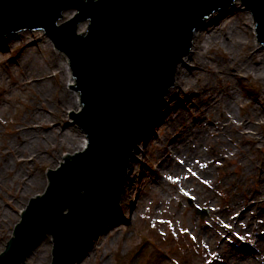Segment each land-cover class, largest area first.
Segmentation results:
<instances>
[{
	"label": "rangeland",
	"instance_id": "rangeland-1",
	"mask_svg": "<svg viewBox=\"0 0 264 264\" xmlns=\"http://www.w3.org/2000/svg\"><path fill=\"white\" fill-rule=\"evenodd\" d=\"M236 2L228 5L233 13L224 16L218 9L209 16L208 21L216 15L223 18L215 29L218 38L213 37L205 45L206 64L201 74L191 76L193 91L186 90L177 97L187 100L179 107L184 110V120L176 112L167 115L164 107L160 116L170 119V123L166 130L148 132L147 139L142 137L135 147L137 156L132 159L134 168L128 167L120 211L103 223L90 247L74 264H264V115L251 108L255 103L264 110V78L250 68V62L264 59V50L258 51V45L255 48V25L251 29L249 10L241 0ZM67 13L70 17L73 14ZM85 26L86 22L80 24L79 30ZM37 30H41L39 38L20 39L16 35L19 32L0 37V252L11 237L21 210L48 185L47 170L57 168L65 157L81 151L66 134L73 137L79 131L89 142L69 114L70 109L76 112L82 105L66 108L70 103L66 104L60 95L62 91L79 93L77 99L82 104L80 91L74 89V77L72 83L64 85L62 69L48 66L51 55L67 58L71 75L69 58L55 47L44 29ZM225 31H235L238 38L224 37ZM259 45L264 46L261 42ZM244 57L250 58L246 67ZM236 60L242 70L233 78L236 98L229 112L232 120L225 121L218 136L222 130L218 123L228 114L217 107H203L197 88L202 92L214 89L227 93L217 74L229 61ZM189 95L194 96L191 102L186 98ZM32 103L45 116L21 135ZM200 114L202 117L196 119ZM240 119L253 136L236 128ZM194 120L203 122L208 131L203 127L185 133L181 142L179 136ZM175 139L181 151L174 150ZM187 144L198 147L197 156L190 151L186 157L183 155ZM175 156L186 158L178 170ZM167 159L174 163L171 172H167V167L162 170L161 163ZM251 163L253 169L247 172L245 167ZM197 207L206 208L207 215L201 217L195 212ZM40 242L29 254L30 264L51 261L52 237L47 235Z\"/></svg>",
	"mask_w": 264,
	"mask_h": 264
},
{
	"label": "water",
	"instance_id": "water-1",
	"mask_svg": "<svg viewBox=\"0 0 264 264\" xmlns=\"http://www.w3.org/2000/svg\"><path fill=\"white\" fill-rule=\"evenodd\" d=\"M233 1L0 0V36L41 27L68 56L72 88L82 101L69 114L89 140L47 170L49 183L23 209L0 264H30V252L47 235L53 239L49 264H74L87 251L103 221L120 209L135 147L159 114L195 29ZM241 2L264 43V0ZM79 22H87L84 33ZM196 212L203 217L206 210Z\"/></svg>",
	"mask_w": 264,
	"mask_h": 264
},
{
	"label": "bare ground",
	"instance_id": "bare-ground-1",
	"mask_svg": "<svg viewBox=\"0 0 264 264\" xmlns=\"http://www.w3.org/2000/svg\"><path fill=\"white\" fill-rule=\"evenodd\" d=\"M236 3H238V2H236ZM233 7H235V6H233ZM229 8H231V7L227 6L225 8H222L223 10L220 9L222 11L220 13H222L224 16H226L227 14H230L231 12L233 13L234 11H232V9H229ZM217 12L218 11H216V12L214 11L213 14H216ZM247 14H249L248 20L251 22V25H252L251 29L252 28L254 29V24H255L254 20H253L251 14L249 13V11H247ZM63 15H64L63 19L70 17V14L68 16L67 12H64ZM209 18L210 17L207 16L205 18L204 22L199 27H197L196 30L194 31L193 45H192L190 51L184 55V57H183L184 59H182V64L179 63V65L177 67L176 84H174L170 88V90L167 91V93L165 94V96L163 98L165 104L163 103V105L159 111V114L153 120V124L149 130V134L150 133L152 134V131L155 132V134H156V132H161L163 130H166V128L168 127V125L170 123V119L166 120L164 118V116L163 117L160 116V114L164 110V107H166V109L168 110L167 115L170 112H176L179 114L178 117L181 118L182 120H184V116L182 115V114H184V110L179 109V107L182 105V103L187 104L185 102L187 100L184 97H182V99H177V97H179L181 92H184L186 90L193 91V88L191 86V84H192L191 83V76L197 77L199 74H201V70L203 69V67L206 64L205 59H204V55L206 53H204V52L207 49H205V45L207 43H209L213 37L216 36L215 35V33H216L215 29L218 26V24L221 22V19L223 18V16L218 17V15H216L215 19H212V17H211V21H208ZM201 28H203V29H201ZM77 30H79V27H77ZM206 31H208L207 36H205ZM234 34H236L235 31L234 32L233 31H225L223 36L229 37L230 40L231 39L233 40L234 38L237 37V35H234ZM16 35L19 36L20 39L27 38V37H31V38L32 37H36V38L38 37L39 38V36L40 37L42 36L41 30H37V29L35 31H20ZM198 37L200 38V41L197 40ZM216 37L218 38V36H216ZM6 38H7V36H6ZM256 45H258L259 47L256 48ZM255 48L258 51L260 50V48H261V50H264V46L261 45V47H260L258 42L255 44ZM202 50H204V51H202ZM257 50H253V53L256 52ZM200 51H202V54H200L201 53ZM51 58H52L51 60L50 59L48 60V66H51L52 67L51 69H54V66L58 65L59 68L62 69V72L64 75L63 76V79L65 81L64 85H66L67 82H69V84L72 83L73 78L70 75V70H69L68 64H67L68 63L67 58H63L61 60L60 58H57L56 56L53 57L52 55H51ZM194 58H197V59L194 60ZM244 59L245 60L243 62V65H245V67H246L248 64V59H250V58L244 57ZM250 64H251L250 68L253 69L254 71H256V73L259 72L264 78V74H263V72H264V59H261L260 61H252V62H250ZM241 70H242V64H238V60H236L235 62L229 61V63L225 67L222 68V72L220 74H217V75H221V78H220L221 81H219V82L222 84L223 89L225 91H227V93L226 92L218 93L214 89H211V88H210L211 90H209V91L207 90L205 92H202L201 89L199 90L197 88L198 93L197 92L196 93L198 94L199 98H202L201 102L203 104V107H207L208 110L213 109V107H215V108L217 107V108L221 109V111H224L225 113L228 114L227 118H224L225 120L223 119L218 123V127L222 129V130H220V133L218 134V136L224 130L225 123H226L225 121L226 120L227 121L232 120L231 115H230L231 113H229V112H232L233 100L236 98V96H235L236 90H235V86L233 84V78H234V74H238V72H240ZM206 86L207 85H205V88H207ZM40 91L42 92L43 90H40ZM42 95L45 96L46 94L43 93ZM60 95L62 98L65 99L64 102L66 104L70 103V105L68 104L66 106V108H69V107H74V108L77 107L78 108L79 107L78 105H80V102H78V99H77V96L79 95V93L72 94V93H68L66 91H62ZM188 97L190 99L189 102H191L194 98V96H192V95L186 96V98H188ZM251 108L254 109V112L264 115L263 108H257V105L255 103H253ZM26 113L27 114L25 117L26 118L25 125L22 127L23 131H21V133H20L21 135L28 133L29 132L28 128L32 127L33 126L32 124H35L37 121L39 122L40 120H42L45 116V114L43 112H41L40 110L37 109L35 103H32L31 107H29V109ZM201 117H202V114L197 116L196 119H200ZM257 118H260L259 115L257 116ZM197 121H199V120H194V122H192L193 124L191 122L188 123L189 128H187L185 130V132L181 133V136H179L180 139H182L181 137H183L185 133L191 134V133H193V131H195V129H204L205 128V131L206 130L208 131L207 126L204 125L203 122H201V121L197 122ZM236 128L240 129V133L250 134L253 136V132H251L249 130V128L245 126V122L243 119H240L239 123L236 125ZM31 130H35V129H31ZM247 131H249V133H247ZM73 134L75 136L72 137V136H70V135L68 136L66 134L65 137L69 140L70 143H73V144L76 143L77 145H79L78 147L80 149H83L85 144H86V136L82 135V133L79 131H78V133H76V134L73 133ZM147 136H148V134L143 136L142 139L146 140ZM176 139L173 142L174 145L172 144L174 146V150L176 149L177 151L178 150L181 151L180 143H178V142L176 143ZM182 141H183V139L181 140V142ZM27 143H29V141ZM23 144H24V142H23ZM140 144H139V146H140ZM223 144H226V143L223 142ZM183 151H185V153L183 154L185 157L189 153V151L194 152V155L197 156L196 154L198 151V147L196 146L195 148H192L190 146V144H187V146L185 147V149ZM134 153H136V152H134ZM222 154H224V153H222ZM136 156H137V153L133 154L132 159L135 158ZM174 161H176V166H177L176 170H178L179 165H180L179 163L186 162V158H181L180 156H178V157L175 156ZM5 164L7 166L9 165L8 159H7V161H5ZM134 164H135V162L131 160L129 170L134 168ZM173 164L174 163L168 159L165 161H162V163H161V165L163 167L162 170L164 171V167H167V170H168L167 172H171L172 171L171 166ZM245 168H246L247 172H250L253 169V164L252 163L248 164ZM169 174H171V173H169ZM128 177H129V174H128ZM128 177H126L125 187L128 184ZM230 179H232V177ZM238 179H239L238 177L235 178V183L238 182ZM235 197H237V196L235 195L234 198ZM247 213H248V211H246L245 214H243V215H246ZM113 216H115V215H113ZM114 218H116V217H114ZM105 221H103V223ZM40 243L37 246H39ZM219 257H220V255H219ZM221 257L224 258V252L222 253ZM213 264H218V263H217V261H214Z\"/></svg>",
	"mask_w": 264,
	"mask_h": 264
}]
</instances>
